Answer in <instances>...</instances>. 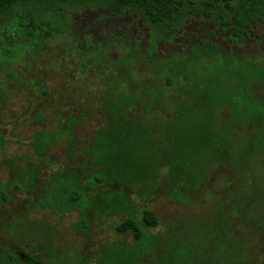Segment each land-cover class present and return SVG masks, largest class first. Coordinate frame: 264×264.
<instances>
[{
	"label": "trees",
	"instance_id": "trees-1",
	"mask_svg": "<svg viewBox=\"0 0 264 264\" xmlns=\"http://www.w3.org/2000/svg\"><path fill=\"white\" fill-rule=\"evenodd\" d=\"M100 10L108 11L102 22L126 16L143 22L149 31V48L140 42H125L123 46L120 39L118 44L106 39L94 43L92 27L77 26L75 16ZM196 17L209 25L202 29L207 42L191 36L183 43L189 50H171L161 58L159 46L178 43L188 22ZM259 24H264V0H0V37L14 38L18 55L38 62L37 76L33 77L36 90H42L38 99L59 102L47 109L39 106L45 114L49 109L54 112L56 130L51 131L54 135L49 141L38 142L35 150L44 171L52 173L47 182L56 183V190L50 193L55 197L53 205L61 206L67 198L69 205L77 206L72 209L80 212L76 230L88 234L93 228L92 217L107 207V215L101 217L121 216L114 231L124 239L113 243L122 245L130 238L132 248L147 251L146 261L156 262L161 252L158 245H171L174 236L162 233L158 237L144 231L162 228L153 205L160 195L183 204L196 203L193 196L203 188L206 175L219 183L211 196L213 230L230 232L234 221L251 233L255 225L256 230H264L262 208L254 213L251 198L231 199L235 174L224 171L227 165L248 167L245 163L259 145L263 153L257 155L254 167H264V42L254 53L235 50L247 40L261 39L253 34ZM218 32L233 41L229 50L213 41ZM119 49L120 54L114 57ZM144 50L151 51V60L146 59ZM242 59L246 61L240 62ZM207 64L213 70L228 64L235 85L230 84L229 90L216 85L220 78L216 71L210 76L199 72L195 77L194 73L202 72ZM41 73L43 76H38ZM5 76L17 79V75ZM57 79L59 85H53ZM156 86L160 88L156 92L146 90ZM14 88L3 84L2 103L12 97ZM143 102L153 105L150 113L143 110ZM87 124L95 129L90 138H83L80 131ZM240 124L249 126L247 134L255 126L256 137H248L244 149L236 152L234 143L238 140L233 134L245 131ZM0 128L1 148L6 132ZM158 130L161 139L155 141ZM11 137L17 136L13 132ZM58 145L64 146V158L50 154L47 159L45 154ZM160 147L161 154L157 153ZM96 155L102 156L96 159ZM81 163L87 167H77ZM54 166L58 167L55 171ZM263 179L260 177V186L255 189L258 200H264ZM5 189L7 186L3 197L9 199ZM82 199L91 210L81 209ZM147 204L151 209L145 208ZM196 204L204 203L198 200ZM229 209L232 215L224 219ZM95 212L99 213L95 216ZM250 234L237 236L247 249L246 238L252 250L261 252L263 244L258 240L254 246ZM133 256L131 260L137 255Z\"/></svg>",
	"mask_w": 264,
	"mask_h": 264
},
{
	"label": "rangeland",
	"instance_id": "rangeland-1",
	"mask_svg": "<svg viewBox=\"0 0 264 264\" xmlns=\"http://www.w3.org/2000/svg\"><path fill=\"white\" fill-rule=\"evenodd\" d=\"M107 16L108 11L106 10L97 12L89 11L83 15H76L75 19L77 26L80 25L84 27V25H90L92 27L90 33L95 35L94 43L106 39L118 44V40L120 39L122 40L123 46H125V42L126 44L140 42L142 46L149 48V31L144 26L143 22L133 19L132 16H126L112 21L104 20L102 22L101 20ZM96 25H98L97 27L99 28L94 27ZM204 25L209 26L207 23L200 20L199 17L189 21L178 43L174 44V46H159L157 51L158 55L161 58H166L171 50L174 53H177L178 50H189V47H185L183 43L190 40L191 36L194 35L197 36L199 41L207 42V34L202 30ZM253 34L257 37L260 36L261 39L257 41L247 40L241 43L240 46H237L235 50L241 54L257 52L264 42V24L256 26ZM213 41L219 43L225 49H230L233 43L232 40L230 42L228 41L226 34L220 32L214 35ZM177 44L179 45L177 46ZM18 49L19 47L14 43V38L7 39V37H0V93H2L3 84H9L15 87L11 94L12 97L9 98L6 103H2L0 100V126L3 127L6 132L5 144L0 150V196L6 185L18 191H25L33 187L35 190V201L34 203L30 201L28 204L31 211L34 209V211L30 213L28 219H26V216L24 218L21 216L16 220L9 221L7 224L2 221L0 222V231L5 232V235L9 236V238L11 237L12 241L20 244L29 242L28 239L37 240L39 242L38 246H48L49 243L52 246L53 242L50 238L55 236L56 243L60 242L66 252V258L63 259V264H264V230H256L255 228L257 225H255L256 227L253 226L255 231L252 233L248 228H245L243 224L237 221L231 224L233 227L232 230L236 233L232 230H229L230 232H225V230L222 229L216 228V230H213V228H211L215 222L214 219L211 218L212 214V216H215V212L209 214L214 206L211 204V196L219 183L216 180L210 181L207 175L204 177L205 182L201 184L203 188L199 193L193 196L194 202L197 203V201L200 200L204 204H183L177 199L165 198L162 195H160L156 204H154L155 210L161 221L162 228L160 229L164 235L170 236L172 230L174 233V242L170 240L172 242L171 245H162L160 247V256L157 258L156 262L149 263L146 261L148 260L146 259L148 254H146L147 251L142 248H130L129 250L121 244L113 243V241H121L124 239V237L118 236L114 231V228H116L115 224L120 221L121 216H116L114 218L112 216L101 217L107 215L105 214L109 209L107 207L102 208V211H100L102 212L101 215L96 216V213L99 212H95L94 214L96 217H92L93 229H95L96 232L93 234L94 236L91 242L80 232H77L75 226L80 221V212H73L72 210L77 206L73 208V205H69L70 203L66 202L67 198H64V200L61 198V206L57 207L53 205L55 204V197L52 194L56 190V183L53 181L47 182V179L51 178L52 173L44 171L42 165L39 163L36 154L37 151L35 150L38 146V142L41 141L42 143L44 141H49L51 136L54 135L51 131L56 130V116L54 112L49 109L46 110L45 114V112L42 111L43 109H40L39 106L47 109L56 102L51 99H38V96L42 94V90H36V82L33 79L34 75L37 76L34 72L38 62L33 57H31V59H25L21 54L18 55ZM144 51L147 56L146 59L149 58L151 60V51ZM119 52L120 49L116 51L114 57H117V55L120 54ZM245 59H242L240 62H245ZM127 64L130 65L128 61ZM225 65L224 69L220 70L216 68V70H213L214 68L207 64L202 67V72L197 70V73H194L195 77L200 73L210 76L211 73L216 71L215 73L220 77L216 85H219V87L221 86L222 89L225 88V90H229L230 84L235 85V81L232 78L234 74L232 68L228 64ZM243 65H245V63ZM175 72H177V69H175ZM239 73L238 75L240 77L244 75L242 70H240ZM5 75L13 77L17 75V79H10ZM38 76H43V73ZM29 78L30 80H28ZM247 78L249 79L250 77L248 76ZM59 81L60 79H57L53 85H59ZM25 86L27 88H25ZM159 89L160 88H157V86L153 89L146 88V90L155 92ZM170 89L174 90V87H170ZM28 97L34 100L30 101V107L28 105ZM152 106V104L143 102V110L147 113H150L153 108ZM28 107L30 108V112L31 109H33V116L29 113ZM168 110H171V107H169ZM153 111L155 110L153 109ZM38 116L41 117L42 120L45 118L46 120L38 122ZM150 121L151 120L148 119V122ZM240 125L245 131L240 134H233L238 140V142L234 143L236 152L244 149L249 139L248 137H256L255 126L250 127V133L247 134L249 126L245 124ZM94 129L95 125H85L80 131L81 136L83 138H90ZM13 132L17 136L16 139L11 137ZM225 133L233 132L226 131ZM231 137L232 135L229 134V139ZM156 138L157 140H155ZM160 139L161 133L158 130L156 135L154 134V140L159 141ZM18 141H21L22 144H18ZM253 150L255 154L245 163L249 165L248 167L239 168L233 164L232 166L227 165L224 171L235 174L233 176L234 196L231 199L236 200L238 196L239 198L241 196L247 199L251 198V210L253 209L255 213L259 207V209L262 208L263 213H261L264 214V200H258L257 192H255V189L257 190V187L260 186V184H258L260 182V177L264 176V167H254V164H256L259 159L257 155L263 153V147L260 145L255 146ZM39 151L41 152L42 150ZM162 151L163 148L160 147L157 153L161 154ZM50 154H54L59 160H62L64 158V146H52L45 154V157L49 159ZM233 155L234 159L237 161V155L235 153ZM98 156L100 158L102 155H96V159ZM86 159L88 158L86 157ZM47 167L49 168L50 166ZM77 167L84 169L87 166L85 163H81L77 164ZM159 167L160 166H156V168ZM70 168L71 167H69V169ZM57 169L58 167L54 166L53 171ZM39 175L41 177H38L39 179L35 181ZM263 185L264 179L261 182V186ZM90 186L92 189H96L94 183H92V185L90 184ZM50 193L52 194L50 195ZM0 199H2V197ZM77 199L78 201L80 200V198ZM81 209L86 211L88 209L91 210V205H88L82 199ZM89 212L91 214V211ZM251 214V217L254 216L256 218V215L252 212ZM230 215H232L231 209L225 211L224 219L229 218ZM202 218H204V220L198 222ZM190 224H192V226ZM170 227L174 228L171 229ZM245 234H250L254 246H256L258 240L263 244L260 249L261 252L252 250V244L248 238H246V242H248L250 247L247 249L242 238L240 240L238 237H242V235ZM59 238L62 240L59 241ZM105 244L106 246H103ZM76 248H82L81 253L83 256H88L91 251L98 250L102 255L103 261L98 262L100 258L97 260L80 258L78 257L79 254L76 252ZM130 251L134 252L133 255H137L135 259H132L135 260L134 263L130 262L132 261L131 258L134 257ZM49 253L51 259L55 257V260L58 261L60 254L58 248H50Z\"/></svg>",
	"mask_w": 264,
	"mask_h": 264
},
{
	"label": "flooded vegetation",
	"instance_id": "flooded-vegetation-1",
	"mask_svg": "<svg viewBox=\"0 0 264 264\" xmlns=\"http://www.w3.org/2000/svg\"><path fill=\"white\" fill-rule=\"evenodd\" d=\"M29 107H30V102H29ZM28 107V111L33 116V109ZM34 107V106H33ZM29 113H28V119H29ZM1 129V128H0ZM3 147L0 148V150ZM15 184V183H14ZM7 186V185H6ZM7 192L9 199L7 197H3V192L1 193L0 198V222L4 221L6 224L9 223V221L16 220L17 218L23 216V218L26 216V219L29 218L30 213L34 211V209L31 211L30 206L28 207V204L30 201L34 203L35 201V190L33 187L30 189H27L25 191H13V189H10L9 186H7V189H5ZM6 198L8 199L7 201ZM149 205L147 204L145 208H150L148 207ZM152 207V205H151ZM155 205H153L152 209H154ZM151 209V208H150ZM24 211V212H23ZM3 222V223H4ZM77 232H80L82 235L85 236L86 239L91 240L93 239V234H95L96 230L91 229L90 232L87 234L82 233L79 230H76ZM145 232H149L153 236H158L162 237V230L161 229H153V230H144ZM5 232L0 231V264H63V259H65V250L61 243H56L55 236H52L50 239L53 242V245L51 246L50 243L48 246H38L39 242L37 240L33 239H28L29 242L20 244L15 241H12L11 237L5 235ZM118 234V233H117ZM118 236H121L118 234ZM170 236L173 237L174 233L173 230L170 233ZM62 240L59 238V241ZM130 238L125 242V244H122L125 246V248H132L130 245L129 241ZM114 242V241H113ZM102 247V246H101ZM161 245H158V251H160ZM50 248H58L59 258L58 261L55 260V257L51 259V255L49 253ZM76 252L79 254L78 257L80 258H87V259H93L97 260L100 258L98 262H101L102 260V255L100 254V251L98 250L91 251V253L88 256H83L82 255V248L78 249L76 248Z\"/></svg>",
	"mask_w": 264,
	"mask_h": 264
}]
</instances>
